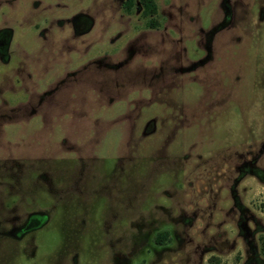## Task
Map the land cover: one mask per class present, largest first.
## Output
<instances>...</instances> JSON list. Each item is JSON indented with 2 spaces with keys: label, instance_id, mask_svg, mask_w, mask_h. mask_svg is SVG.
I'll return each mask as SVG.
<instances>
[{
  "label": "rangeland",
  "instance_id": "obj_1",
  "mask_svg": "<svg viewBox=\"0 0 264 264\" xmlns=\"http://www.w3.org/2000/svg\"><path fill=\"white\" fill-rule=\"evenodd\" d=\"M154 1L0 0V264H264V0Z\"/></svg>",
  "mask_w": 264,
  "mask_h": 264
},
{
  "label": "trees",
  "instance_id": "obj_2",
  "mask_svg": "<svg viewBox=\"0 0 264 264\" xmlns=\"http://www.w3.org/2000/svg\"><path fill=\"white\" fill-rule=\"evenodd\" d=\"M141 2V5L143 6L144 8V12H143V15L145 17H154L155 15H157V5L155 4V1L154 0H140ZM130 6H131V3H129V5H127V8L126 10L129 11L130 10ZM149 26L151 28H154L156 25V22L154 20H151L149 22ZM165 239H163V237H161L159 240H158V244H163Z\"/></svg>",
  "mask_w": 264,
  "mask_h": 264
},
{
  "label": "flooded vegetation",
  "instance_id": "obj_3",
  "mask_svg": "<svg viewBox=\"0 0 264 264\" xmlns=\"http://www.w3.org/2000/svg\"><path fill=\"white\" fill-rule=\"evenodd\" d=\"M142 8H143V6H142ZM143 12H144V8H143ZM167 236H168V232L163 233L162 235H159L158 237L159 238L163 237V239H166ZM159 238H158V240H159ZM159 245H161V244H159Z\"/></svg>",
  "mask_w": 264,
  "mask_h": 264
}]
</instances>
